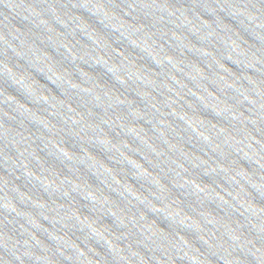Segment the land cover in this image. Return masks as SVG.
Returning <instances> with one entry per match:
<instances>
[{
  "label": "water",
  "instance_id": "obj_1",
  "mask_svg": "<svg viewBox=\"0 0 264 264\" xmlns=\"http://www.w3.org/2000/svg\"><path fill=\"white\" fill-rule=\"evenodd\" d=\"M0 264H264V0H0Z\"/></svg>",
  "mask_w": 264,
  "mask_h": 264
}]
</instances>
